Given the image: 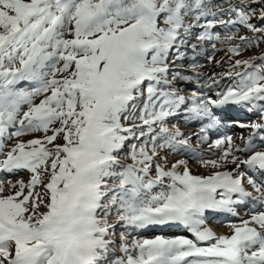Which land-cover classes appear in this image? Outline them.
<instances>
[{
  "label": "snow or ice",
  "instance_id": "snow-or-ice-1",
  "mask_svg": "<svg viewBox=\"0 0 264 264\" xmlns=\"http://www.w3.org/2000/svg\"><path fill=\"white\" fill-rule=\"evenodd\" d=\"M252 3L260 5L258 14ZM218 25L227 30L214 31ZM236 25L260 35H240L233 44ZM194 26L203 29L198 40L214 49L227 44L230 57L239 56L264 42V0H0V172L32 174L27 184L8 180L16 191L7 196L0 179V264H264V183L238 171L264 173V148L253 144L264 130V55L230 58L232 67L219 75L234 82L215 98L180 95L173 82L192 77H169L168 55ZM22 83L31 90L17 87ZM219 85L206 81L209 92ZM230 104L259 114L247 125L252 135L242 148L230 135L217 139L210 146L220 150L219 160L200 163L214 169L232 163L235 173L196 176L185 160L168 170L157 162L158 149L188 143L168 126L170 116L187 105L207 121L201 128L207 133L220 124L214 109ZM30 133L43 137L5 147V138ZM58 137L63 143H55ZM126 144L131 163L121 164L117 154ZM245 176L255 195L243 186ZM246 198L259 208L230 224L231 236L205 226L206 213L238 215L235 205ZM113 211L123 229L119 244ZM166 225L182 226L192 238L128 239Z\"/></svg>",
  "mask_w": 264,
  "mask_h": 264
},
{
  "label": "rangeland",
  "instance_id": "rangeland-1",
  "mask_svg": "<svg viewBox=\"0 0 264 264\" xmlns=\"http://www.w3.org/2000/svg\"><path fill=\"white\" fill-rule=\"evenodd\" d=\"M248 1L249 0H245L246 3ZM219 2H221V0H213V3H219ZM231 2L235 4L238 2V0H231ZM224 6L227 7L228 5L225 4ZM251 7L257 9V14H258L260 5L252 3ZM210 18L211 17H209V19ZM187 19L195 23V20L193 17H188ZM224 19H228V17L225 16ZM251 22L257 25L258 27L261 26V22L259 21V19H253ZM200 23H204V21L201 20ZM235 28H238L239 32H238L237 38L233 41V44L241 43L238 38L240 35H244L248 37H252L253 35H260L259 33L254 34L252 32H249L245 27L240 26V25L233 26V30ZM202 30L203 29L200 27H195V26L192 27L190 29V33H191L190 35L181 36V38L185 40L186 43L179 45L178 50L176 48H173L170 51L168 55L169 77H171L173 72L180 73L181 77H192L191 79L177 78L173 82V86L178 90L180 95H183L185 97H190L193 92H207L208 95L215 98L216 91H224L226 89L225 86L229 81L233 80L230 85H232L234 82V78H230L227 75H224V76L219 75L221 73H227L228 70L232 67V65L228 62L229 59L231 58V60L233 61L236 59L243 60V59H248L250 57H259L261 55H264V42H261L259 46L253 45L252 47L242 51L239 56L230 57V54H228L226 51L229 45L216 43V47L214 49L212 46V42L198 40L197 36ZM226 30L227 29H225L223 26H220V25H218L214 29V31L221 32V34H223ZM193 45H195V47H193ZM178 55L180 58H177ZM254 63L261 64L262 61L257 59L254 61ZM210 77L220 81L219 87L215 88V90L211 92L208 91V88L206 86V81H208ZM25 84L26 83H22L20 85H17V87L19 86V88H21ZM25 86L28 87L29 85H25ZM30 88L31 86L25 89L30 91L31 90ZM40 99L41 97H36L34 102L39 103ZM143 102H144V97H139L136 101H134L137 108L142 107ZM186 107L187 105L184 106L182 109H180L181 111L180 110L178 111V112H181L179 115H176L178 113L177 112L176 114L170 116L167 119L166 123L168 124L170 128H172L173 125H176L179 128L180 132H182L183 134H185L186 131L188 132L190 131L191 134L189 138H186L185 135H183V138L186 139L187 141L192 140L193 144H195L197 141V138L193 137L192 131L189 130L190 123H188V121L191 119V116L190 114H185V112H187L185 111ZM24 111H27L26 106H22L21 115L23 114ZM252 112H253V115L257 114L256 111H252ZM136 114L139 115L138 112ZM251 120H255V119H251ZM183 121L185 122L183 123ZM122 123H124L127 126L131 123V121L122 119ZM136 123L138 124L139 120H137ZM55 126L56 125H53V127ZM10 131H12V129H10ZM251 132L252 130L246 131L247 134ZM42 137H43V133H30L20 138L13 137L11 140H8L7 138H5L4 144L6 148H10L17 142V139L27 142L30 139H37V138H42ZM132 142L134 141H130L129 143H132ZM55 143H63V141L61 138L58 137ZM206 144L209 145V143H203V145H206ZM187 146L189 145L187 144ZM48 147H51V145H48ZM182 147H186V146L176 145L175 147H172V148L165 147V148L158 149L160 152V157L157 159V162L161 164H165L166 170H168L171 167V165L174 164L175 162L179 160H184V157L180 158L177 161L173 160V157L175 156L173 154L174 151ZM188 148H190L193 151L194 146L188 147ZM129 151H130V148L128 147V144H126L125 147L117 154L121 164L131 163V160L128 159L126 155ZM245 159H247V157ZM180 171H183V169H180ZM31 175H32L31 173L25 170L17 174L16 176L10 177L7 174V176L2 177L1 179L4 180L3 195L7 196L9 194H14V192L16 191V189H12L9 187L8 182H7L8 180H11L13 184H15L19 180H22L24 181L25 184H27L31 178ZM37 191H42V189L38 187ZM244 212H245L244 210H241V212L238 211L239 216L243 215ZM109 222L112 224H115V226L118 227V228L115 227V240H116V243L119 244L120 233L123 229L121 225L116 222L114 211H113L112 216L109 217ZM166 226H170V225H166ZM172 227H175V226L172 225ZM158 231L154 232V234L152 235L145 234L141 236H140V233L133 232V234L129 236L128 239L129 241H131L134 236H139L141 238H154L156 235H163L165 237H175L176 235H178V232H180L178 231L176 233H171V232L158 233ZM115 255L120 256L121 253L117 251Z\"/></svg>",
  "mask_w": 264,
  "mask_h": 264
},
{
  "label": "bare ground",
  "instance_id": "bare-ground-1",
  "mask_svg": "<svg viewBox=\"0 0 264 264\" xmlns=\"http://www.w3.org/2000/svg\"><path fill=\"white\" fill-rule=\"evenodd\" d=\"M233 80L229 81L227 84H226V88L228 86H230V84L232 83ZM19 87V86H18ZM218 113H219V118H220V124L218 127H215L213 128L214 130L218 131L219 129H223V128H226V130L228 131H232L233 130V125H232V120L231 118L232 117H241L245 114H247L246 112V109L243 108V107H240L238 105H225L223 108L221 109H218ZM249 114H251V116L253 115V112H249ZM248 116V115H247ZM192 119H194L192 122L197 124L200 122V120L202 119H197L195 118L194 116L192 117ZM263 133L264 130H261L259 131L258 133ZM257 133V134H258ZM190 131H186L185 132V137L186 138H189L190 136ZM234 132L232 133V135L234 136ZM231 135V136H232ZM223 138V137H222ZM257 135L253 136V144L257 147H263L264 148V140L260 139L258 140L257 139ZM233 139V144H234V147H242L244 146L245 144V141H247L248 139H246V137H237V138H232ZM213 142H208V144L206 145H203V143H205L204 141L201 140V137L197 138V141L195 144H193L194 146V149L193 151L188 148L187 146L186 147H182L180 149H176L174 151V157H173V160L174 161H177L179 160L180 158L184 157V160L187 162V167L188 169L190 170L191 174L192 175H196V176H209V175H212L214 174L215 172L217 171H220V172H236L237 169H236V166L232 163H226L224 164L222 161V167L220 168H212V167H205L202 163H200V160L201 159H205V160H219V157L221 155L220 153V150L217 149L216 147H212L210 146L214 144V142L216 140L212 139ZM205 146V147H203ZM250 153L246 154V153H238L237 155L240 156L241 159H245L246 156H248ZM231 159V157H229V160ZM243 169H247L246 166H241V168L238 170H243ZM10 175V174H8ZM261 178H264V175H261L260 176ZM254 178L256 180L257 177L254 176ZM7 184V183H6ZM246 199L244 203L242 204H238V205H235L237 206V208H239V212H241V210H244L245 212L243 213V215H240V216H234L232 217L230 214H228V216L233 219L234 221V224H239L242 220H246V219H249L250 218V212L251 211H255L259 208V206L256 204V202L254 201H248ZM210 213H212L210 211ZM224 214H227V213H224ZM225 218H228V217H225ZM224 227H226L228 224L225 223V224H222ZM175 227H172V225L170 226H154V227H149V228H146L142 231H139L137 233H140V236L141 235H145V234H148V235H152L154 234V232L158 231V233H167V232H171V233H176L178 231H183V227L182 226H178V225H173ZM116 227V226H115ZM118 228V227H116ZM158 229V230H157ZM162 231V232H160ZM184 231H187L186 229ZM225 234L231 236L233 233H232V228L229 227V228H225L224 230H222ZM137 235V234H136Z\"/></svg>",
  "mask_w": 264,
  "mask_h": 264
},
{
  "label": "trees",
  "instance_id": "trees-1",
  "mask_svg": "<svg viewBox=\"0 0 264 264\" xmlns=\"http://www.w3.org/2000/svg\"><path fill=\"white\" fill-rule=\"evenodd\" d=\"M248 2H249V1H248ZM248 2H247V3H248Z\"/></svg>",
  "mask_w": 264,
  "mask_h": 264
}]
</instances>
